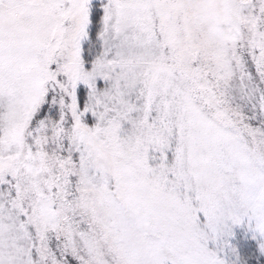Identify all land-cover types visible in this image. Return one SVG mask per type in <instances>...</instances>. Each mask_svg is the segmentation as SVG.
<instances>
[{"label":"snow or ice","instance_id":"1","mask_svg":"<svg viewBox=\"0 0 264 264\" xmlns=\"http://www.w3.org/2000/svg\"><path fill=\"white\" fill-rule=\"evenodd\" d=\"M0 264H264V0H0Z\"/></svg>","mask_w":264,"mask_h":264}]
</instances>
